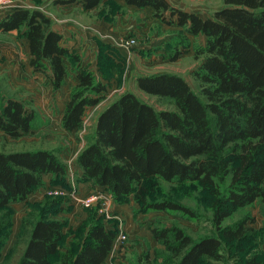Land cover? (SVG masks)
Instances as JSON below:
<instances>
[{
    "label": "trees",
    "instance_id": "1",
    "mask_svg": "<svg viewBox=\"0 0 264 264\" xmlns=\"http://www.w3.org/2000/svg\"><path fill=\"white\" fill-rule=\"evenodd\" d=\"M102 1L81 0L86 10ZM121 1L151 8L168 25L205 37V46L196 52L203 57L194 75L199 92L175 74L138 77L141 91L170 99L174 110L156 111L132 93L120 96L99 115L93 142L78 158V180L104 188L118 204L133 199L141 212L188 216L191 210L157 196L163 183H197L213 209L219 236L195 242L178 228L154 230L153 235L175 258L173 264L219 262L225 245L244 247L252 231L243 222L223 223L239 209L264 205V0H224V7L208 19L168 0ZM48 24L39 11L15 8L0 20V32H19L28 45L30 66L48 74L58 90L68 76L64 60L72 57L62 35ZM105 90L90 73H79L63 128L80 130L86 111L101 103ZM34 118L22 102L0 93V131L5 135H25ZM63 174L65 166L52 151L0 153V209L25 201L42 187L44 175ZM64 227L46 214L23 220L18 241L25 243L16 264H52L54 257L60 264H106L116 230L93 223L77 251L62 252ZM247 264L259 262L253 258Z\"/></svg>",
    "mask_w": 264,
    "mask_h": 264
},
{
    "label": "rangeland",
    "instance_id": "2",
    "mask_svg": "<svg viewBox=\"0 0 264 264\" xmlns=\"http://www.w3.org/2000/svg\"><path fill=\"white\" fill-rule=\"evenodd\" d=\"M168 2L203 19L211 18L224 7V0ZM4 8L9 13L15 8L42 13L49 28L62 35V44L72 58L64 60L68 67L66 84L53 90L48 74L34 71L26 61V41L20 33L0 32V44L8 47L4 52L0 49V93L22 102L35 117L31 130L16 139L0 131V153L52 151L65 166L62 176L44 175L42 187L25 201L0 209V264L17 263L25 243L18 238L22 221L34 220L40 214L63 222L62 252L68 248L77 251L93 223L126 235L122 245H114L106 264H173L175 258L155 240L154 230L178 228L195 242L219 236L213 209L197 183H163L157 196L191 210L193 215L188 216L169 211L141 212L133 199L118 204L104 188L78 180L82 173L78 158L93 142L97 119L120 96L132 93L156 111L174 110L170 99L141 91L136 82L138 77L175 74L184 78L194 92H199L194 75L203 57H197L196 52L205 46V37L168 25L156 18L151 8L129 6L121 0H103L92 10H86L81 0H0V10ZM7 53L15 58L8 60ZM177 53L181 55L173 61ZM5 62L7 65L3 67ZM81 72L93 75L94 81L106 90L101 103L86 111L82 128L68 132L62 119ZM88 185L91 186L86 196H80L79 188ZM94 197L98 198L96 204L85 207L84 201ZM105 206L107 212L101 211ZM241 222L252 230L248 244L242 248L225 245L223 259L208 264H247L253 258L264 264V205L256 202L239 209L223 225ZM51 263L60 264L59 258H52Z\"/></svg>",
    "mask_w": 264,
    "mask_h": 264
},
{
    "label": "crops",
    "instance_id": "3",
    "mask_svg": "<svg viewBox=\"0 0 264 264\" xmlns=\"http://www.w3.org/2000/svg\"><path fill=\"white\" fill-rule=\"evenodd\" d=\"M9 13V10L8 9H6V8H4V9H1L0 10V20L2 19V18H4L7 14ZM17 31H12V32H8V33H1V34H8V35H13V34H15ZM26 43V61H28L29 62V60H30V56H29V50H28V45H27V42H25ZM1 46V48L0 49H2V52H4V51H6L7 50V46L5 45H3V44H0ZM9 51H11V50H9ZM15 58V56L14 55H12V54H9V53H7V59L8 60H12V59H14ZM7 65V62H5L4 63V65H3V67H5ZM18 65V64H17ZM17 65L15 66V69L17 68ZM91 184V183H90ZM91 185H88V186H86L85 188H83L82 186H81V188H79V192L81 193V195L80 196H86V195H84V194H87V192L89 191V187H90ZM116 242V241H115ZM108 260V259H107Z\"/></svg>",
    "mask_w": 264,
    "mask_h": 264
},
{
    "label": "built area",
    "instance_id": "4",
    "mask_svg": "<svg viewBox=\"0 0 264 264\" xmlns=\"http://www.w3.org/2000/svg\"><path fill=\"white\" fill-rule=\"evenodd\" d=\"M97 199H98L97 197H94L92 199H88V200L84 201V204H85L84 206L85 207L94 206L96 204L94 202H96ZM101 211H106L107 212L106 206L105 207H102ZM124 240H126V235H121L120 234V235H118V237H117L116 242H115L114 245H120V244L122 245Z\"/></svg>",
    "mask_w": 264,
    "mask_h": 264
}]
</instances>
